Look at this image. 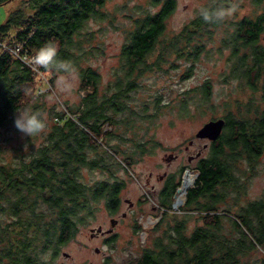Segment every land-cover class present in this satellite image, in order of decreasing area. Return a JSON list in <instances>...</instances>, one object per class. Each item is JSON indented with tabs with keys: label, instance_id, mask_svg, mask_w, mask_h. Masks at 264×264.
<instances>
[{
	"label": "trees",
	"instance_id": "trees-1",
	"mask_svg": "<svg viewBox=\"0 0 264 264\" xmlns=\"http://www.w3.org/2000/svg\"><path fill=\"white\" fill-rule=\"evenodd\" d=\"M105 1L21 0L0 24V42L12 32L6 42H21L30 53L46 41L54 42L57 59L69 63L83 91L81 105L75 109L65 102L56 109V105L40 102L41 98L31 100L33 70L0 45V127L13 121V112L23 108L42 117L47 111L50 120L42 141L29 143L26 158L13 163L0 157V213L7 215L0 223V264H52L61 246L75 235L77 224L91 213L93 201L104 198L107 207L118 206L123 179L114 176V165L126 172L133 152L109 144L116 134L102 127L112 122L107 109L133 112L124 99L136 88V79L144 71L159 67L168 57L175 61L196 59L204 47L202 38H212L217 29L218 44L229 49V76L237 79L238 89L249 88L264 100V0H249L253 10L238 16L243 3L215 0L205 8L225 7L233 9V15L205 21L198 14L167 41L158 42L165 19L175 6V0H163L157 11L144 12L128 32L119 54L115 88L98 97L99 73L86 62L97 46L84 45L92 40L93 33L83 31L82 25L91 16H100L99 7ZM155 43L157 53L147 62ZM40 68L50 73V81L64 71ZM201 87L210 94L208 81ZM224 106L223 129L216 143L212 141L209 157L199 160L194 184L189 182L185 188L180 207L183 214L168 212L169 197L178 184L173 181L160 192L158 204L163 210L154 229L162 223L165 226L153 238L152 246L129 256L123 264H264V199L240 206L235 218L228 217L231 225L227 230L222 225L228 214L217 209V203L224 202L229 192L236 197L241 194L242 185L232 172L236 169L234 159L246 153V158L254 161L264 150V106L255 102L253 95L245 100L229 96ZM180 109L186 111L185 100ZM118 153L123 154L120 159L114 157ZM83 167L98 168L112 179L87 183L82 178ZM191 210H200L201 223L187 230L185 220Z\"/></svg>",
	"mask_w": 264,
	"mask_h": 264
},
{
	"label": "rangeland",
	"instance_id": "rangeland-1",
	"mask_svg": "<svg viewBox=\"0 0 264 264\" xmlns=\"http://www.w3.org/2000/svg\"><path fill=\"white\" fill-rule=\"evenodd\" d=\"M214 1L175 0L174 9L165 19V28L159 34L158 42L167 41L185 23L200 14V9ZM20 2L21 0H8L0 3V24ZM162 2L163 0H106L99 7L100 16H91L85 20L82 30L92 31L93 37L90 42H84V45L97 46L95 54L89 56L86 62L99 73L98 97L106 92L110 93L115 88L114 81L120 73L119 54L127 41L128 32L135 27L144 12L157 11ZM237 2L243 3L237 16L253 10L249 0ZM232 15L233 9L229 10L228 16ZM216 30L213 32V39L206 36L202 38L204 47L196 59L189 61L179 58L175 61L168 57L159 63V67L144 71L136 79V88L129 91L124 99L126 105L133 108V112L129 113L128 109L118 113L106 110L112 122L104 123L102 128L111 129L113 134H116L109 140V144L120 150L133 152L126 172L118 165H114V176L123 179V185L118 192V208L110 210L104 198L93 201L91 213L83 222L77 224L75 235L61 246L52 264H123L129 256L139 255L144 247L152 246L153 238L165 226L162 223L159 228L154 229L162 215L163 208L159 207L158 202L167 180L173 177L174 182H178L169 197L171 208L168 212L180 216L183 214L181 206L174 207L173 202L179 204L182 201L188 183L193 182V185L195 182L197 176L195 169L199 160L209 157L211 153L212 141L196 137L195 132L198 128L208 119L227 112L224 100L229 96L232 98L242 96L245 100L249 95H253L254 101L261 107L264 106V100L260 99L258 92L253 93L246 87L238 89L237 79L229 76L230 61L226 59L229 49L218 44L217 38L220 37V33ZM11 36L12 32L5 38L6 41L8 38L11 39ZM6 41L3 42L7 43ZM157 43L146 56L147 62L154 60ZM173 63L175 65H172ZM34 74L31 100L41 98L40 102L47 106L56 105V109L60 108L61 102H65L72 109L78 104L81 105L83 91L79 89V77L74 70L57 72L52 81L49 79L50 73L43 70H38ZM61 77L70 82V90L65 91L58 87V80ZM204 81L209 82V95H206L204 88L201 87ZM39 90L44 94L36 97ZM182 100H185L186 111L180 109ZM24 109L13 112L12 118L14 119L19 112L26 111ZM43 118L46 122L45 128L38 134L27 135L20 132L13 121L0 127V157L3 161L19 162L28 156L29 143L37 145L42 141L50 122L47 111L43 112ZM190 140L191 144L188 143ZM216 141L217 139L214 140L215 143ZM239 148L237 146L236 151ZM170 153H176L177 157L168 162L165 158ZM122 156V153H118V156L114 157L120 159ZM233 165L236 169H232V172L238 177L242 190L237 197L229 192L224 202L217 203L218 211L228 214L223 218L224 230L230 228L231 222L228 217L235 218V214L240 213V206L252 200L264 199V150L254 161H249L246 153H243L241 157L234 159ZM183 172L188 177L185 184ZM149 173L152 174L151 177ZM81 174L87 183L100 178L112 179L107 172L98 168L83 167ZM159 175L161 177H157ZM172 182L170 179L169 183ZM178 187L181 188L180 192L176 191ZM125 198L134 204L130 206ZM199 211H188L189 216L185 220L187 230L201 223ZM6 216L5 213H0V223L5 221ZM111 217L117 218L118 222L114 226L115 235L112 239L106 241L105 235L101 233L90 235L92 227L100 225L103 229L108 228ZM259 250L262 251V248L259 247ZM63 251L69 255H63Z\"/></svg>",
	"mask_w": 264,
	"mask_h": 264
},
{
	"label": "clouds",
	"instance_id": "clouds-1",
	"mask_svg": "<svg viewBox=\"0 0 264 264\" xmlns=\"http://www.w3.org/2000/svg\"><path fill=\"white\" fill-rule=\"evenodd\" d=\"M229 14V9L225 7H217L211 10L207 8L200 9V15L205 20L211 19H221ZM57 47L54 42L46 41L39 45L33 54V60L38 65H43L45 67H52L57 70H64L65 72H70V65L66 61L58 60ZM58 87L61 90H70V82L61 77L58 80ZM14 126L22 133L27 135H33L40 133L45 128V120L42 115L35 111H22L14 116L13 120Z\"/></svg>",
	"mask_w": 264,
	"mask_h": 264
},
{
	"label": "water",
	"instance_id": "water-1",
	"mask_svg": "<svg viewBox=\"0 0 264 264\" xmlns=\"http://www.w3.org/2000/svg\"><path fill=\"white\" fill-rule=\"evenodd\" d=\"M224 124H225V118L222 116L208 119L202 124L200 128H198V130L195 132V136L200 137V138H206L209 141H214L220 135ZM206 145L207 143L204 144V146ZM170 157L171 156H167V159H169ZM177 190L178 188L176 189V191ZM113 224H114V219L110 218V226L112 227ZM111 227L104 229V230L101 228L100 225L97 227H92L90 228V235L92 236L94 233H99V232H104V231L110 232L112 229ZM62 254L65 256L69 255L68 252L66 251H63Z\"/></svg>",
	"mask_w": 264,
	"mask_h": 264
},
{
	"label": "built area",
	"instance_id": "built-area-1",
	"mask_svg": "<svg viewBox=\"0 0 264 264\" xmlns=\"http://www.w3.org/2000/svg\"><path fill=\"white\" fill-rule=\"evenodd\" d=\"M0 45L4 49L9 50L22 63H24L25 65L30 67L34 73L38 70H41L40 65L36 64L35 61L33 60V53H30V52L26 51L25 49H23L21 42H14L13 44H8V43H5L2 41V42H0ZM43 93H44L43 91L39 90L38 94L36 96L38 97L39 95H42ZM61 106L63 107V105H61ZM64 110L66 111V109H64ZM187 169L188 168L186 167L185 170H187ZM176 194H177V192H176ZM176 194H175V196H176ZM184 196H185V194H184ZM184 199H185V197L182 199V201L179 204H175L173 202L174 207H177L178 205H179L178 207H180L181 204L184 202ZM177 210H179V208H177Z\"/></svg>",
	"mask_w": 264,
	"mask_h": 264
},
{
	"label": "flooded vegetation",
	"instance_id": "flooded-vegetation-1",
	"mask_svg": "<svg viewBox=\"0 0 264 264\" xmlns=\"http://www.w3.org/2000/svg\"><path fill=\"white\" fill-rule=\"evenodd\" d=\"M189 144H191L192 143V140L191 141H189L188 142ZM169 156H171L169 159H167V157L165 158L166 159V161H168V162H170L172 159H174V158H176L177 157V154L176 153H170V154H168ZM190 156H192V155H190ZM152 176V174L151 173H149V177H151ZM157 177H161L160 175L159 176H157ZM170 179H172V181H174V178L173 177H170L168 180H167V183H166V185L164 186V187H166L167 185H170V183H169V180ZM130 206L131 205H133L134 204V202L133 201H131L130 199H128V198H125L124 199ZM138 204V203H137ZM119 205V204H118ZM109 208V207H108ZM118 208V206L116 207V208H109L110 210H112V211H114V210H116ZM125 213L123 212L122 213V215H124ZM111 218H113L114 219V224L112 225V227L111 226H109V227H111L112 229H111V231L110 232H99V233H94L92 236H94L95 234H103V235H105L104 236V238L106 239V241L107 240H110V239H112L113 238V236L115 235V232H114V226H116L117 225V218H115V217H111ZM108 227V228H109ZM102 228V227H101ZM103 229V228H102ZM105 229H107V228H105ZM104 230V229H103ZM60 264H63V263H60Z\"/></svg>",
	"mask_w": 264,
	"mask_h": 264
},
{
	"label": "bare ground",
	"instance_id": "bare-ground-1",
	"mask_svg": "<svg viewBox=\"0 0 264 264\" xmlns=\"http://www.w3.org/2000/svg\"><path fill=\"white\" fill-rule=\"evenodd\" d=\"M184 174H185V176H184V179H183V184H185L188 181V177H186V173H184ZM180 190H181V188L178 187L177 192H180Z\"/></svg>",
	"mask_w": 264,
	"mask_h": 264
}]
</instances>
